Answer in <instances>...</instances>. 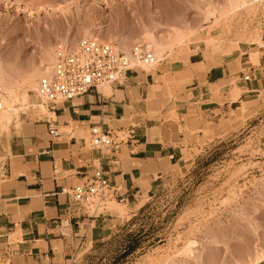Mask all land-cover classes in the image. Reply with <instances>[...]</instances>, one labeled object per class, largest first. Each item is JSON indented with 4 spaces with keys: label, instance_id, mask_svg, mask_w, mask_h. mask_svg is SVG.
Listing matches in <instances>:
<instances>
[{
    "label": "rangeland",
    "instance_id": "374dc122",
    "mask_svg": "<svg viewBox=\"0 0 264 264\" xmlns=\"http://www.w3.org/2000/svg\"><path fill=\"white\" fill-rule=\"evenodd\" d=\"M263 30L264 0H0V84L5 109H19L0 133L50 115L37 96L39 80L53 66L55 47L74 46L87 31L125 53L148 36L170 40L153 70L187 74L202 61L211 67L262 45ZM263 103L264 94L252 112L246 106L222 115L217 130L193 135L194 151L134 201L102 207L93 218L105 216V229L75 264H258L264 108L256 112ZM254 112L260 118L246 121Z\"/></svg>",
    "mask_w": 264,
    "mask_h": 264
},
{
    "label": "crops",
    "instance_id": "0c3cea01",
    "mask_svg": "<svg viewBox=\"0 0 264 264\" xmlns=\"http://www.w3.org/2000/svg\"><path fill=\"white\" fill-rule=\"evenodd\" d=\"M260 40L187 74L165 68L133 74L111 86L110 95L90 93L60 104L39 123L0 133V264H75L76 253L93 246L106 223L69 195L86 174L101 167L130 203L165 169L182 164L197 146L193 135L217 130L222 115L246 106L252 112L264 94V30ZM255 115L246 121L260 118ZM48 121L60 137L50 135ZM94 126L126 137L101 153L89 142Z\"/></svg>",
    "mask_w": 264,
    "mask_h": 264
},
{
    "label": "built area",
    "instance_id": "2783aa9c",
    "mask_svg": "<svg viewBox=\"0 0 264 264\" xmlns=\"http://www.w3.org/2000/svg\"><path fill=\"white\" fill-rule=\"evenodd\" d=\"M161 62L142 43L135 44L129 53L96 38H83L74 46L60 43L54 50L52 68L39 80L37 96L48 111L54 114L60 104L93 92L100 93L105 86L123 85L131 75L138 74L140 69L142 73H147V68ZM245 80H250V76H246ZM6 100L7 92L0 84V113L5 109ZM53 123L48 121L49 132L58 138L61 131L53 127ZM125 137L113 130L94 126L90 130L89 142L92 148L103 153L120 145ZM118 193L119 189L111 184L108 174L98 167L91 174H86L83 182L74 186L69 195L81 208L96 216L108 203L127 202L126 197Z\"/></svg>",
    "mask_w": 264,
    "mask_h": 264
},
{
    "label": "bare ground",
    "instance_id": "6f19581e",
    "mask_svg": "<svg viewBox=\"0 0 264 264\" xmlns=\"http://www.w3.org/2000/svg\"><path fill=\"white\" fill-rule=\"evenodd\" d=\"M233 1V0H232ZM244 1V0H243ZM13 5H15V2H13ZM19 8H22V7H20V6H18ZM84 36L86 37V38H88V37H90V36H92V34L91 33H89L88 31L87 32H85V34H84ZM94 36V35H93ZM147 36V35H146ZM90 38H94V37H90ZM101 38V37H100ZM97 39V38H96ZM167 41H169V42H167ZM170 40H166V41H160V40H155V39H153V37L152 36H148L147 38H146V43H145V47L147 48V50L148 51H152L156 56H158L160 53H162L163 51H165V47H166V43H168V45L170 44ZM109 43H111V42H109ZM217 53V52H216ZM229 54V53H228ZM216 55V54H215ZM225 55V54H224ZM251 55V54H250ZM257 57H258V54L257 53H253L252 55H251V59H250V61H252V62H257ZM53 61V60H52ZM229 63V62H228ZM51 65V64H50ZM53 65V64H52ZM51 65V66H52ZM154 67V66H153ZM153 67L152 68H147V69H150L151 71L153 70ZM45 69H49V68H45ZM47 72V71H46ZM38 87V86H37ZM110 87L108 86H106L105 88H101V90L104 92V94H106V95H110V89H109ZM41 105L42 106H44L42 103H41ZM34 107L35 106H37V105H33ZM45 107V106H44ZM41 108V107H40ZM45 109H46V113H49V111H48V109L45 107ZM18 108H8V109H5L4 110V114L2 115V117H1V119H0V124L2 125V126H8V125H10V123H11V121H12V118H13V115H14V112H18ZM41 110V109H40ZM53 116H55V115H53ZM16 117V116H15ZM14 117V118H15ZM1 140H3V139H1ZM6 141V140H5ZM4 141V142H5ZM1 147V146H0ZM257 263L258 264H264V255H262V256H260L259 257V259L257 260Z\"/></svg>",
    "mask_w": 264,
    "mask_h": 264
}]
</instances>
